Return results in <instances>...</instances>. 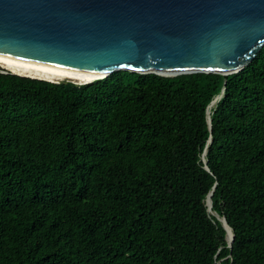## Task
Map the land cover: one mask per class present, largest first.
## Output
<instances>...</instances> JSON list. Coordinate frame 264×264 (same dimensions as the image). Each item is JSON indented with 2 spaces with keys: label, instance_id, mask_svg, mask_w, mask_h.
Here are the masks:
<instances>
[{
  "label": "trees",
  "instance_id": "trees-1",
  "mask_svg": "<svg viewBox=\"0 0 264 264\" xmlns=\"http://www.w3.org/2000/svg\"><path fill=\"white\" fill-rule=\"evenodd\" d=\"M0 264H264V46L227 78L0 69Z\"/></svg>",
  "mask_w": 264,
  "mask_h": 264
},
{
  "label": "water",
  "instance_id": "water-1",
  "mask_svg": "<svg viewBox=\"0 0 264 264\" xmlns=\"http://www.w3.org/2000/svg\"><path fill=\"white\" fill-rule=\"evenodd\" d=\"M263 46L264 0H0V68L54 81L117 70L227 78Z\"/></svg>",
  "mask_w": 264,
  "mask_h": 264
},
{
  "label": "bare ground",
  "instance_id": "bare-ground-1",
  "mask_svg": "<svg viewBox=\"0 0 264 264\" xmlns=\"http://www.w3.org/2000/svg\"><path fill=\"white\" fill-rule=\"evenodd\" d=\"M9 71H10V70H9ZM13 72H14V73H19V72H15V71H13ZM19 74H23V73H19ZM23 75H28V74H23ZM28 76H32V75H28ZM32 77H36V76H32ZM36 78H41V77H36ZM42 79H45V78H42ZM47 80H49V79H47ZM51 81H54V80H51ZM215 103H216V100H215L214 102H211L210 105H209V108L211 109V107H212ZM212 212H213V211H212ZM228 239H229V242H230V241H231V233H230Z\"/></svg>",
  "mask_w": 264,
  "mask_h": 264
},
{
  "label": "rangeland",
  "instance_id": "rangeland-1",
  "mask_svg": "<svg viewBox=\"0 0 264 264\" xmlns=\"http://www.w3.org/2000/svg\"><path fill=\"white\" fill-rule=\"evenodd\" d=\"M2 71H5V72H12V73H14L13 71H9V70H6V69H2V68H0ZM16 74H19V73H16ZM19 75H23V74H19ZM24 76H28V75H24ZM30 77H32V76H30ZM36 78V77H35Z\"/></svg>",
  "mask_w": 264,
  "mask_h": 264
}]
</instances>
